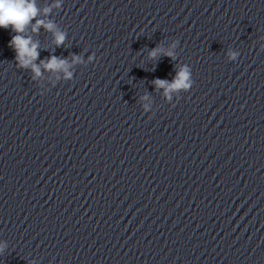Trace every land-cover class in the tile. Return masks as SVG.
Masks as SVG:
<instances>
[{
	"label": "clouds",
	"instance_id": "obj_1",
	"mask_svg": "<svg viewBox=\"0 0 264 264\" xmlns=\"http://www.w3.org/2000/svg\"><path fill=\"white\" fill-rule=\"evenodd\" d=\"M61 7L60 0L51 6ZM51 7L43 9L45 15L50 13ZM40 9L37 7L36 0H0V28L11 29L16 33L9 41V47L13 48L16 56V64L18 68L31 69L33 76L32 79L41 76V68L50 72H63L66 78H71L69 68L72 64L80 63L82 58L78 55H73L71 62L67 59H62L56 55H51L50 58L36 61L39 58V41H33L31 36H26V31L30 28L31 32L38 34L41 27L46 31L53 33L54 43L56 46H61L66 40V33L61 31L57 25L52 21L37 19L40 14ZM35 20L33 24L32 21ZM179 40H173L168 47L158 44L148 52L150 60L159 61L161 57H168L172 61H176L177 53L176 48L179 45ZM238 53H230V59L235 60ZM96 59L94 56H89V60ZM178 66L175 68V77L170 82L167 79L155 78L152 83L156 89H163L164 95L167 99H171L172 94L177 91L189 92L194 84L192 78V69L187 64L176 63ZM141 99H148L147 95ZM147 111L148 105H144ZM8 248L7 242H0V255H3Z\"/></svg>",
	"mask_w": 264,
	"mask_h": 264
}]
</instances>
